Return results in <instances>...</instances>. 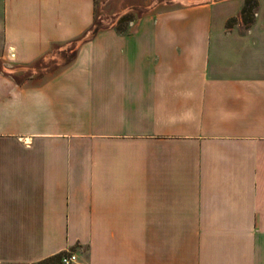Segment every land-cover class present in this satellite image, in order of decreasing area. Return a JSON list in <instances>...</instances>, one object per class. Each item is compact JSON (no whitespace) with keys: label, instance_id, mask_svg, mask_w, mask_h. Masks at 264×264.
<instances>
[{"label":"crops","instance_id":"crops-1","mask_svg":"<svg viewBox=\"0 0 264 264\" xmlns=\"http://www.w3.org/2000/svg\"><path fill=\"white\" fill-rule=\"evenodd\" d=\"M243 2L91 30L95 0H0V264H264V0L248 27Z\"/></svg>","mask_w":264,"mask_h":264},{"label":"rangeland","instance_id":"rangeland-1","mask_svg":"<svg viewBox=\"0 0 264 264\" xmlns=\"http://www.w3.org/2000/svg\"><path fill=\"white\" fill-rule=\"evenodd\" d=\"M184 0H95L94 22L91 30L120 27L123 29L129 19L141 15L146 10L156 11L169 7L173 2ZM172 2V3H171ZM90 31V30H89Z\"/></svg>","mask_w":264,"mask_h":264},{"label":"trees","instance_id":"trees-1","mask_svg":"<svg viewBox=\"0 0 264 264\" xmlns=\"http://www.w3.org/2000/svg\"><path fill=\"white\" fill-rule=\"evenodd\" d=\"M257 5V0H244L240 10L241 18L246 27H248L254 19V11ZM236 21V17H229L226 21V27H231ZM118 29H121L117 26Z\"/></svg>","mask_w":264,"mask_h":264},{"label":"built area","instance_id":"built-area-1","mask_svg":"<svg viewBox=\"0 0 264 264\" xmlns=\"http://www.w3.org/2000/svg\"><path fill=\"white\" fill-rule=\"evenodd\" d=\"M60 262L62 264H74L77 262V254L74 250H68L61 254Z\"/></svg>","mask_w":264,"mask_h":264}]
</instances>
